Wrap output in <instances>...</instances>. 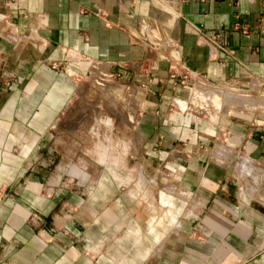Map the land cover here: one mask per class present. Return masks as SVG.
<instances>
[{
  "label": "crops",
  "instance_id": "crops-1",
  "mask_svg": "<svg viewBox=\"0 0 264 264\" xmlns=\"http://www.w3.org/2000/svg\"><path fill=\"white\" fill-rule=\"evenodd\" d=\"M94 65L136 90L134 166L53 130ZM250 79L264 0H0V264H264V114L191 104Z\"/></svg>",
  "mask_w": 264,
  "mask_h": 264
},
{
  "label": "rangeland",
  "instance_id": "rangeland-1",
  "mask_svg": "<svg viewBox=\"0 0 264 264\" xmlns=\"http://www.w3.org/2000/svg\"><path fill=\"white\" fill-rule=\"evenodd\" d=\"M82 79L84 82L53 129L58 140L63 141L71 155L74 152L73 155L89 160L91 165L106 160L102 164H108L109 170L116 167L109 163L110 157L127 156L128 167L134 166L137 159L132 152L139 148L134 139L138 117L134 86L125 78L112 75L103 65H94ZM205 86L211 87L206 92L197 90V97L191 101L202 118H218L226 112L264 114V83L259 80ZM121 142L127 145L122 148L126 153L120 149ZM104 165L99 169L96 165V171H106ZM143 175L147 177L142 171L137 176L140 184H146Z\"/></svg>",
  "mask_w": 264,
  "mask_h": 264
}]
</instances>
